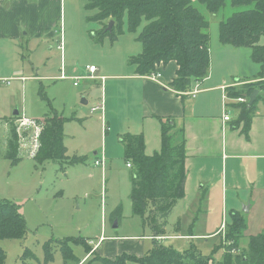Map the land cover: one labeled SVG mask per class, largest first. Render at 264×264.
I'll list each match as a JSON object with an SVG mask.
<instances>
[{"label":"rangeland","instance_id":"obj_1","mask_svg":"<svg viewBox=\"0 0 264 264\" xmlns=\"http://www.w3.org/2000/svg\"><path fill=\"white\" fill-rule=\"evenodd\" d=\"M19 1L21 0L14 2ZM25 1L37 4L38 0ZM60 1L61 20L58 14L54 13L55 28L51 40H46V37L34 40L29 34L31 26L28 24L25 27L23 23H20L23 29H21L22 37L19 40H0V200L16 204L27 227V235L23 240L0 241V247L6 254L4 264H77L75 260L85 257L79 264H88L95 261L92 260L93 256L114 259L121 254L145 255L154 243L148 239L151 236L149 228L143 226L141 220L131 213L132 170L126 167L125 157L117 138L119 133L121 136L123 134L122 137L126 133L129 135L137 133L141 123L136 105L131 100L125 103V92L121 88L124 82L116 81L117 89L115 94H112L110 85L112 87L114 79H109L106 97L104 95L106 78L104 77L102 81L101 77H95L92 80L74 77L78 79L63 78L58 81L54 79L42 81V84L28 80L24 85L20 82L21 76L28 77L36 74V71L31 68L34 60L37 61L39 66L37 70L42 77L60 75L58 73L60 59L61 62L63 60L64 72L66 73L69 67L78 68V73L74 74L77 76L85 66H94L98 76L128 74L131 69L135 70V67L130 65L129 58L136 57L142 52L138 34L145 26V22L143 21L132 33L128 30L124 15L121 21V32L117 35V39L111 42L106 36L101 40L98 33L103 25L94 19L96 11L86 8L89 0ZM11 3L12 1L8 2L5 8H9ZM241 10L243 8L233 7L230 0H226L218 14L205 13L209 23L212 66L228 75H241L240 77L252 80L257 75L259 66L252 61L251 50L223 46L219 41V22ZM41 14L43 13L39 15L35 13L37 18L42 17ZM29 15H32L31 12L25 14L17 9L13 14L15 18L22 20L27 19ZM110 21H105L106 28ZM60 32H62L61 38L63 37V59L60 50L57 49ZM260 43L264 46V37ZM74 61L77 62L73 63ZM15 71L16 73L13 74ZM39 93H43L52 101L49 112L53 109L59 110V115L68 120L65 125L67 152L65 149V160L60 164L61 167L56 164L57 162H49L50 160L43 162L36 160L42 130L38 135L35 156L32 158L27 156L30 141L34 149V140H31V137H34L33 126H17L18 120L25 118L32 120L35 128L41 129L36 126L34 120L41 119L48 112V105L47 101L41 100ZM82 100L87 101L86 106H82ZM100 101L107 104L106 116L105 112L93 110ZM222 103L224 104L223 100L221 106ZM226 104L229 102L226 101ZM226 108L224 109L226 113L234 116V109L231 107L230 110H226ZM15 112L18 113L17 116ZM47 115L51 117L50 113ZM72 116L77 120L69 123ZM12 118L13 120L9 122ZM8 122L9 130L12 129L15 132L16 142H19L16 147L17 157L22 159L17 160V164H13L5 157L6 142L10 138ZM109 131H111L112 139L105 140L106 135H110L107 133ZM27 143L29 146L25 147ZM26 149L29 150L26 151ZM94 152H99L98 158L102 160L99 166L93 164ZM57 153L59 154L60 150ZM74 159L75 163H81L83 160L84 163L73 164ZM105 160L107 162L104 163ZM118 207H120V219L119 222L116 221L117 228L114 229L111 224L112 213ZM180 209L179 204L170 214L166 226L168 232L166 231L164 237L174 236L173 231L178 230L179 227L176 224L172 231V224H175ZM202 218L192 231H189L188 227H180L178 231L180 236L190 234L197 236L207 233L201 224L204 221ZM188 219L191 220L189 214L183 218V224L188 223ZM226 230L225 228L222 232L224 240L221 247L219 237L211 239L192 237L190 241L172 238L164 240L163 243L164 246L172 247L178 252L196 251L203 258H212L211 264L215 262L217 264L228 244ZM101 236L105 238V242L97 245ZM130 237L137 238L132 241ZM162 238L158 237L156 240L161 242ZM242 238L243 236L238 242L233 243L232 253L236 254L244 248L242 244L247 240L242 241ZM62 240L72 241L68 245L72 253L68 251L67 255L72 260L75 259L74 261L67 262L63 259L57 243ZM79 241H84L92 248L97 245L91 252L95 254L86 256L85 246ZM110 242L115 243L114 246ZM46 243L51 245L45 252ZM114 250L117 252L114 253ZM49 252L52 253V259L46 261L45 253L49 256Z\"/></svg>","mask_w":264,"mask_h":264},{"label":"trees","instance_id":"obj_2","mask_svg":"<svg viewBox=\"0 0 264 264\" xmlns=\"http://www.w3.org/2000/svg\"><path fill=\"white\" fill-rule=\"evenodd\" d=\"M226 0H89L86 8L96 11L95 20L103 27L99 38L108 37L111 42L121 32L122 18L127 19L129 32H135L144 21L145 26L138 34L142 52L129 58V63L136 68V74L146 77L156 72L157 67L175 63V76L169 88L177 95H186L191 85L201 82L208 75L210 65V37L205 13L216 15L223 8ZM231 6L243 8L227 19L219 22V41L223 45L235 48H249L251 59L260 66L264 75V46L260 40L264 37V0H230ZM113 21V28L106 30L105 21ZM264 78V77H262ZM263 80V79H262ZM262 80L242 83L238 87L227 89L228 99L235 100L237 116L232 128L243 124L244 135L248 132L251 118L256 113L257 103L264 93ZM259 91L254 102L248 105V97L253 91ZM40 94V93H39ZM41 100L50 102L41 93ZM244 98L246 103H237ZM51 117L46 115L43 122L40 148L36 156L38 162L52 161L62 164L65 147L62 143L64 120L52 110ZM38 121V120H37ZM160 149L147 156L144 153V141L141 135H125L122 146L125 161L131 165V213L149 228L153 246L145 255L121 254L114 259L93 256L99 264H211L212 258H203L196 251L178 252L172 247L157 241L166 234L167 220L179 201L184 198L186 171L185 137L182 127L177 128L171 119L160 120ZM15 132L10 130L7 143L6 159L13 164L17 161ZM60 150V153L57 152ZM35 160V161H36ZM75 163V159L72 161ZM120 207L112 213L111 224L119 222ZM180 224L178 220L176 222ZM176 229V228H175ZM228 244L224 255L217 264H264V228L249 238L247 246L232 253L234 242H238L246 230L243 216L235 214L232 224L226 228ZM177 232V229L175 230ZM27 235L26 222L18 206L11 201L0 200V241L23 240ZM157 239V240H156ZM71 240L57 241L63 259L72 262L67 252ZM76 242V241H73ZM86 256L94 255L92 247L84 241ZM220 240V247L222 244ZM232 243V245H231ZM51 244H45L49 249ZM222 249V248H221ZM50 253V252H49ZM46 254V261L52 256ZM6 254L0 247V264H4ZM79 264L81 260H75ZM93 262V263H94ZM88 263V264H93ZM216 264V262L214 263Z\"/></svg>","mask_w":264,"mask_h":264},{"label":"crops","instance_id":"obj_3","mask_svg":"<svg viewBox=\"0 0 264 264\" xmlns=\"http://www.w3.org/2000/svg\"><path fill=\"white\" fill-rule=\"evenodd\" d=\"M11 1L10 7L6 9L7 3ZM11 1L0 0V40H19L22 37L21 29H23L20 23H23L25 27H27L28 24L31 26H29L31 29L28 30L30 37L34 40L43 39L44 37H46V40H51L54 35L53 29L55 28V21L53 20L54 13H57L61 20L62 7L60 0H38L37 4L28 3L25 0L19 2H14L15 0ZM15 6L17 7L15 8ZM15 9L25 14L31 12L32 15H29L27 19L23 18V20L15 18L13 16ZM35 13L38 15L39 13H43L44 15L41 14L42 17L37 18ZM61 36L62 32H60V42L57 49L60 50L63 59V37L61 38ZM60 44L62 45V49L59 48ZM209 47L210 65L208 75L201 82L193 83L190 92L186 95H177L168 86L174 78L177 69L173 62L168 63L164 68L158 67L157 73L160 75V78L155 82L138 76L136 74V68L134 71L131 69L129 73L125 75L98 76V71L89 74L85 69L87 66H85L79 71V76H77L74 74L78 73L79 69H72L69 67L66 70V73H68L67 75L64 72L63 60L61 62V59L58 72L60 75L57 77L40 76L37 70L39 66L36 60L31 63V68L33 71H36V74L28 77H20V82H22L23 85L28 80L41 82L39 84H42V81H51L54 79H57V81L63 78L65 80H76L77 78L74 77H83L89 80L95 77H101L102 81L104 77L106 78L104 84L105 97L109 79H114L112 87L110 85V93L112 91V94H115L117 89L115 82H124L121 88H123L125 92V103L131 100L137 107L139 121L141 119L138 132L133 135H141L143 137L144 153L147 156L158 152L160 149V120L164 121L166 119H171L175 122L177 128H183L186 142L184 198L177 204V206L180 204L181 209L176 217L175 224H172V231L178 220L180 224L177 232L173 231L174 236L163 237L162 240H160L162 244H164V240L172 238L190 241L192 237L201 239L219 237L220 240H224L222 232L232 224V217L235 214L243 216L246 221V230L243 234L242 241L247 240L248 242L250 237L257 235L264 228V93L261 94V100L257 103L256 113L251 118L248 132L244 135L243 124H240L238 128H232V123L238 112L236 111L235 100L228 99L226 92L227 89L238 87L242 83L259 81L263 79L262 77H264V75L258 78L261 73L259 65L257 75H255L252 80L240 77L241 75H228L219 68L214 69L211 59V45ZM76 62L77 61H74L73 63ZM261 69L264 71V64ZM14 73H16V71L13 72V74ZM229 78L231 80H229ZM4 82L8 83L7 81ZM194 92H196L195 96H191ZM258 93L259 91H257V95ZM47 100L50 102V107L48 106V112H46L41 119H44V117L50 113L52 101L48 98ZM222 100L224 104L222 103L221 106ZM226 101L229 102V104H226ZM81 104L82 106H86L87 101L82 100ZM226 107H228L229 110L232 107L235 111L234 116L228 114L231 120L227 122L223 120L224 109ZM103 108V113L105 112L106 116L107 104H104V102ZM228 109L226 108V110ZM53 111L60 119H64L63 142L65 146V125L68 120L59 115V110L53 109ZM13 118L9 119V122H11ZM37 119L40 120L39 118H36V120ZM74 120L77 119L72 116L69 123ZM9 122L7 125L8 133L10 132ZM132 123L134 124V122ZM107 133H110V135H106L105 140H111V131ZM125 135H129V133ZM122 136L121 133H119L117 138L121 145L122 153L124 154ZM8 140L6 142V152ZM25 145L26 144H24V146ZM27 146L28 145L25 147ZM65 149L67 152L66 146ZM93 156H95L93 160V164L95 165L96 161L101 160L98 158L99 152H94ZM16 158L17 160L22 159ZM105 162H107V160H105L104 163ZM83 163L84 160L76 164ZM127 163L128 162H126V164ZM58 166L61 167L60 165ZM129 169H131V166ZM187 214L191 216V220L188 219L189 222L183 224L182 220ZM200 218L204 220L201 224H203L204 231L207 233L197 236L193 234L189 236H180L181 234L178 232L180 227L182 228L185 226L188 227L189 231H192L195 225L200 222ZM166 231L168 232V229H166ZM130 238H132V241H135L137 237ZM148 239L153 241L151 236L148 237ZM103 242H105V238L101 236L97 245ZM246 243L242 244V247H245L244 245H246ZM110 244L114 246L115 243L110 242ZM97 245L92 248V251ZM116 252L117 251L114 250V253Z\"/></svg>","mask_w":264,"mask_h":264},{"label":"built area","instance_id":"obj_4","mask_svg":"<svg viewBox=\"0 0 264 264\" xmlns=\"http://www.w3.org/2000/svg\"><path fill=\"white\" fill-rule=\"evenodd\" d=\"M59 48L62 49V45L61 44H60ZM85 69L87 70V72L89 74H93L96 71V68L94 66H87ZM157 69H158V67L156 68V72L155 73H152V74H150V75H148V76H146L144 78L145 79H148V80H151V81H154V82L157 81L158 78H160V75L157 73ZM74 85H76L75 82H74ZM195 94H196V92L192 93L191 96H195ZM236 101H237V103H246V100L244 98H238ZM103 109H104L103 108V102L101 101L100 104L97 107H95V109H93V110L94 111L95 110L96 111L100 110L103 113ZM101 118H102V116H101ZM223 120L225 122L231 120L230 116L225 112V110H224V114H223ZM34 121H35L36 126L39 127V128H41V129L35 128L34 127L35 125L32 122V120H28V119H25V118H21L20 120H18L19 123L17 125L18 127H23V126L30 127L31 125L33 126L32 135L34 137H31V140H34L33 141V143H34V149H33V146H32V141H30V150L28 149L29 152L27 153V156H29L30 158H32V157L35 156V152L37 151V148H38V135L40 134V131L42 130V126H43V122L41 120H38V121L37 120H34ZM39 123H41V124H39ZM27 144L29 146V143H27ZM101 163H102V161L101 160H98V161L95 162V165H100ZM130 166H131L130 163H127L126 164V167L127 168H130Z\"/></svg>","mask_w":264,"mask_h":264},{"label":"water","instance_id":"obj_5","mask_svg":"<svg viewBox=\"0 0 264 264\" xmlns=\"http://www.w3.org/2000/svg\"><path fill=\"white\" fill-rule=\"evenodd\" d=\"M112 25H113V21H110L109 24H108V27L106 28V30H110L112 28ZM256 96H257V91H253L250 94V96L248 97V105H251L254 102ZM17 114L18 113L15 112V115H17ZM113 228L114 229L117 228V222L116 221H114V223H113Z\"/></svg>","mask_w":264,"mask_h":264}]
</instances>
